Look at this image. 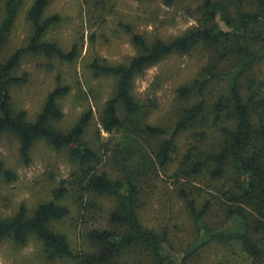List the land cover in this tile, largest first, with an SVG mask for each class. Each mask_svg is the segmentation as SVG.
Segmentation results:
<instances>
[{
	"label": "trees",
	"instance_id": "1",
	"mask_svg": "<svg viewBox=\"0 0 264 264\" xmlns=\"http://www.w3.org/2000/svg\"><path fill=\"white\" fill-rule=\"evenodd\" d=\"M50 1L32 0L25 44L0 59V137L17 140L26 164L34 143L44 140L56 151L65 150L76 166L52 190L50 200L30 212L20 205L0 217V244L25 245L35 239L45 260L64 264H264V73L259 68L264 64V0H162L166 6L195 5L196 25L170 39L147 40L125 26L136 51L128 62L95 58L89 65L94 77L115 78L94 143L85 137L91 107L67 129L55 125L64 116L59 101L71 90L60 74L33 119L12 106L11 87L26 82V74H15L23 54L66 63L79 56L76 43L65 50L44 40L60 21L57 14L45 16ZM22 5L23 0H1L0 50ZM198 47L208 54L206 63L190 84L176 89L178 99L196 100L182 107L171 125L150 123L153 104L133 95L134 79L163 58ZM213 84L219 89L210 91ZM187 132L193 141L177 158L179 138ZM105 164L116 167V176L109 175ZM160 174L172 178L174 195L194 225V240L180 250L165 226L150 227L140 217L143 198ZM0 176L7 182L17 177L1 159ZM69 194L81 210L92 205L86 197L101 194L115 200L107 215L112 227L87 229L79 249L53 228L70 212L62 202ZM213 211L224 220L221 226L209 222ZM208 252H215V260Z\"/></svg>",
	"mask_w": 264,
	"mask_h": 264
},
{
	"label": "rangeland",
	"instance_id": "2",
	"mask_svg": "<svg viewBox=\"0 0 264 264\" xmlns=\"http://www.w3.org/2000/svg\"><path fill=\"white\" fill-rule=\"evenodd\" d=\"M31 2L23 0L17 19L0 50V59H6L25 44L30 31L26 11ZM194 9L193 3L166 6L162 0H51L45 16L57 14L60 21L50 27L44 40L56 42L65 50L76 43L79 56L76 61L66 63L38 54H23L15 74H26V82L11 87L12 106L25 110L27 117L33 119L40 111L44 97L54 87L55 76L60 74L62 84H68L71 90L59 101L64 116L55 125L67 129L81 112L91 107L93 118L85 137L90 143L97 142L99 115L104 103L113 95L115 78L107 75L94 77L89 68L91 61L98 58L108 64L128 62L136 51L125 26L147 40L156 37L170 39L196 25ZM207 56L201 47L189 54H172L134 79L133 95L153 104L150 123L171 125L180 109L196 100L194 97L178 99L176 89L190 84L198 76ZM259 68L264 73V64ZM218 89V85L213 84L210 91ZM189 135L187 132L179 138L177 158L193 141ZM106 136L101 132L102 138ZM0 159L17 176L11 182L0 176V217L15 213L20 205L30 212L39 203L50 200L52 190L62 179H69L76 166L65 150L56 151L44 140L34 143L30 162L26 164L19 156L17 140L7 134L0 137ZM174 165L175 162L168 172ZM115 168L105 164L111 177L116 176ZM153 183L154 187L143 198L145 207L140 210V217L150 227L165 226L170 240L180 250L194 240L192 219L182 201L175 197L171 177L160 174ZM76 199L69 194L62 200L70 212L54 223L53 228L65 233L71 246L79 249L84 245V231L112 227L107 222V215L114 208L115 200L101 194L86 197L84 201L89 200L92 205L88 210H81ZM208 219L211 225L221 226L224 223L217 211H213ZM40 249L35 239L25 245L4 240L0 244V264H64L45 260ZM214 253L208 252L212 254L210 260H215Z\"/></svg>",
	"mask_w": 264,
	"mask_h": 264
}]
</instances>
